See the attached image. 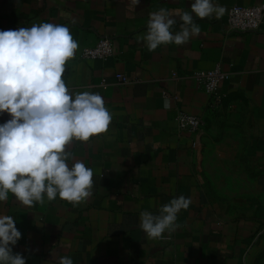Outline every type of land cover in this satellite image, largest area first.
<instances>
[{"label":"crops","instance_id":"crops-1","mask_svg":"<svg viewBox=\"0 0 264 264\" xmlns=\"http://www.w3.org/2000/svg\"><path fill=\"white\" fill-rule=\"evenodd\" d=\"M216 2L225 13L194 16L201 32L188 43L149 51L142 37L150 14L190 11L192 0H0V30L69 27L79 47L65 66L66 87L99 93L112 115L105 133L66 146L70 167L81 161L93 170L84 202L45 198L28 207L11 193L0 202V216L15 218L22 233L13 252L26 264H58L61 256L73 264H264V23L249 33L229 27L233 6L264 0ZM103 37L112 39L114 56L83 58ZM217 65L229 77L215 96L194 73ZM217 111L236 119L232 137L216 139ZM182 113L204 116L201 131L181 130ZM179 196L191 203L178 227L147 237L141 213L159 214Z\"/></svg>","mask_w":264,"mask_h":264},{"label":"clouds","instance_id":"clouds-1","mask_svg":"<svg viewBox=\"0 0 264 264\" xmlns=\"http://www.w3.org/2000/svg\"><path fill=\"white\" fill-rule=\"evenodd\" d=\"M225 11L216 0H192L190 11L176 10L175 15L162 7L150 14L142 39L149 51L184 45L201 32L194 16L219 18ZM176 15L181 21L178 32L172 31ZM78 47L63 24L0 30V116L10 117L0 123V202L9 193L28 207L58 197L79 204L92 195L93 170L81 161L70 167L72 153L66 146L105 133L112 115L99 93L73 95L66 87L65 66ZM190 203V198L179 196L161 206L159 214L142 212L141 229L151 239L162 238L178 227V214ZM21 237L16 219L0 216V264H26L22 254L13 252ZM58 264L73 260L61 256Z\"/></svg>","mask_w":264,"mask_h":264},{"label":"built area","instance_id":"built-area-1","mask_svg":"<svg viewBox=\"0 0 264 264\" xmlns=\"http://www.w3.org/2000/svg\"><path fill=\"white\" fill-rule=\"evenodd\" d=\"M264 23V3L258 5H235L229 12V27L236 33H249L259 31ZM114 56V43L112 39L103 37L93 46H87L82 51L85 59L108 60ZM195 79L202 85L206 92L218 95L221 82L229 77L221 65L212 69L198 70L194 73ZM120 83H126L123 73L117 74ZM182 118V119H181ZM181 130L198 133L205 124L202 115L182 113L178 117Z\"/></svg>","mask_w":264,"mask_h":264},{"label":"rangeland","instance_id":"rangeland-1","mask_svg":"<svg viewBox=\"0 0 264 264\" xmlns=\"http://www.w3.org/2000/svg\"><path fill=\"white\" fill-rule=\"evenodd\" d=\"M213 119L214 120H212V117H211V120L213 122L211 123L210 127L211 128L212 127L217 128V130L219 132V135H216V139L219 138L218 140H220L221 138H226L225 137L226 134H227V136L230 135V137H232L231 134L233 132H236L235 129H234V125H233L236 122V119L232 115H225L222 112L220 113L219 111H217L213 115ZM228 185H229V183H228Z\"/></svg>","mask_w":264,"mask_h":264}]
</instances>
